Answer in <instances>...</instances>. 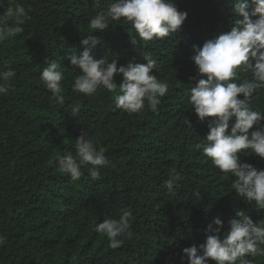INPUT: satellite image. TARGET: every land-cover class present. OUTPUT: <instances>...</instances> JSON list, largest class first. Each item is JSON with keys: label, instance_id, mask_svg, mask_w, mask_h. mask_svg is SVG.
<instances>
[{"label": "trees", "instance_id": "trees-1", "mask_svg": "<svg viewBox=\"0 0 264 264\" xmlns=\"http://www.w3.org/2000/svg\"><path fill=\"white\" fill-rule=\"evenodd\" d=\"M111 2L0 0V13L16 3L31 9L22 32L0 44V72H16L9 93L0 95V234L6 237L0 264H189L183 249L195 245L199 250L214 218L223 220L222 234L238 211L254 222L264 220V210L231 187L235 177L196 147L206 143L215 118L201 121L189 103V89L200 78L194 46L202 48L231 31L235 0H175L188 14L180 30L144 45L131 43L136 33L129 24L110 21L107 30L96 33L88 26ZM91 34L99 41L91 50L96 59L117 60L118 66L146 63L144 56L156 60L154 74L170 84L156 111L147 102L139 113L118 109L119 87L92 97L73 92L78 72L69 57L83 53L82 40ZM46 59L59 62L64 72L63 105L51 99L40 79ZM244 79L251 73L237 71L235 82ZM115 80L122 83V75ZM77 105L74 116L71 108ZM249 106L264 112V89L253 93ZM82 131L114 164L99 169V180L82 167L83 175L73 181L56 166L58 157L75 153ZM249 151L238 153L240 160L264 169V158ZM177 173L173 194L165 185ZM123 211L132 214L134 236L111 249L95 227ZM244 259L264 264V256Z\"/></svg>", "mask_w": 264, "mask_h": 264}, {"label": "clouds", "instance_id": "clouds-1", "mask_svg": "<svg viewBox=\"0 0 264 264\" xmlns=\"http://www.w3.org/2000/svg\"><path fill=\"white\" fill-rule=\"evenodd\" d=\"M251 5L254 8L249 12V0H235L236 19L231 31L206 41L202 48L194 46L193 60L200 78L189 89V103L201 121L215 118L209 122L206 143L196 147L202 148L203 154L219 170L235 177L231 187L237 195L254 203L257 210H264V169L242 162L238 155L242 150H250V154L264 158V112L249 106L253 93L264 89V0H251ZM30 11L16 3L14 6L9 4L0 13V44L22 32L21 25L30 19ZM187 15L178 9L175 0H113L105 11L98 12L88 21V26L96 33L107 30L110 21L129 24L136 33L131 43L144 45L177 33ZM11 21L15 23L10 25ZM98 43L93 34L87 35L82 40L87 46L83 53L69 57L73 71L78 72L72 84L73 92L92 97L101 89L115 92L119 87L114 99L118 109L128 114L139 113L147 102L148 107L156 111L161 103L160 97L165 96L170 88L168 82L159 80L154 74L156 60L144 56L146 63L130 61L118 66L117 60L96 59L91 54ZM44 63L47 66L40 73V79L52 93L51 99L63 105L64 72L61 64L48 59ZM237 71L250 72L251 79L235 82ZM117 74L123 77L119 85L115 80ZM15 77L14 69L0 72V95L9 93ZM71 109L76 116L80 106ZM109 165L114 167L104 149H98L96 139L84 131L75 139V153L68 152L56 161L59 171L73 181L83 175L82 167L88 168L93 180H99V169ZM179 179L177 173L167 180L165 186L170 193L174 194ZM195 196L199 197L200 193L196 192ZM131 215V212L123 211L118 218H107L96 225L95 231L107 237L111 249H117L125 239L133 238ZM236 217L229 220L230 227L223 234V220L214 218L199 250L195 245L183 249L189 264H209L210 259L216 264H237L238 261L239 264H250L244 257L264 256V220L254 222L244 211H238ZM4 243L6 237L0 234V246Z\"/></svg>", "mask_w": 264, "mask_h": 264}]
</instances>
